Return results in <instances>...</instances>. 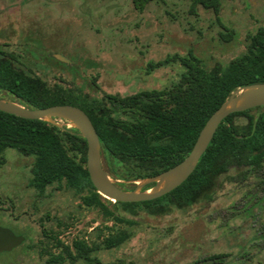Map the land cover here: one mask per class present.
Masks as SVG:
<instances>
[{
	"label": "rangeland",
	"instance_id": "374dc122",
	"mask_svg": "<svg viewBox=\"0 0 264 264\" xmlns=\"http://www.w3.org/2000/svg\"><path fill=\"white\" fill-rule=\"evenodd\" d=\"M193 1L150 0L140 11L133 0H0V50L13 52L18 67L48 85L73 87L88 99L167 88L182 64L148 70L149 61L191 50L206 68L225 66L245 51L246 34L264 26V0H220L217 15ZM228 30L232 36L225 41L221 34ZM0 97L12 98L4 91ZM2 156L0 226L22 239L0 250V264H210L215 254H224V264H264L262 173L242 179L246 167L232 166L218 178L210 201L158 215L125 213L134 220L128 225L84 205L64 182L38 192L29 184L32 155L8 147ZM117 227L131 236L93 251L98 262H49L62 250L54 237L65 245L81 236L100 242Z\"/></svg>",
	"mask_w": 264,
	"mask_h": 264
},
{
	"label": "trees",
	"instance_id": "16d2710c",
	"mask_svg": "<svg viewBox=\"0 0 264 264\" xmlns=\"http://www.w3.org/2000/svg\"><path fill=\"white\" fill-rule=\"evenodd\" d=\"M149 1L133 0V4L141 11ZM193 2L218 14L220 0ZM221 36L227 41L232 31ZM16 60L13 52L0 50V91L31 108L55 104L80 107L97 132L106 171L122 180L120 187L131 189L134 185L128 183L130 180L156 175L180 162L191 150L207 118L233 90L264 82V26L246 34L245 51L225 66L217 62L206 68L191 50L186 56L168 55L163 60L149 61L148 70L178 60L183 70L171 86L125 96L106 93L104 99H88L63 84L48 85L40 76L18 67ZM8 147L34 157L29 184L38 192L54 182H64L80 194L84 205L99 207L114 223L130 225L134 220L125 213L136 215L144 210L158 215L172 207L185 209L200 201H210L218 178L232 166L246 167L240 174L242 179L250 172L264 175V105L227 115L192 173L171 191L150 200L112 201L98 193L86 168V140L73 127L59 128L41 119L0 110V164L4 163L2 153ZM259 182V190L264 192V177ZM130 236L129 230L117 227L100 242L81 236L65 245L54 237L62 250L52 253L49 262L58 263L65 258L98 262L91 255L93 251L117 247ZM223 257L224 254H215L208 260L210 264H224Z\"/></svg>",
	"mask_w": 264,
	"mask_h": 264
},
{
	"label": "water",
	"instance_id": "95a60500",
	"mask_svg": "<svg viewBox=\"0 0 264 264\" xmlns=\"http://www.w3.org/2000/svg\"><path fill=\"white\" fill-rule=\"evenodd\" d=\"M264 105V82H254L237 87L211 113L200 129L189 153L172 167L149 177L130 180L131 189L118 185L122 180L113 178L102 163L101 147L97 132L88 115L78 106L55 104L43 108H31L14 98L0 97V110L28 119H41L59 128L66 125L77 129L86 140V168L89 178L98 193L112 201H143L164 195L180 185L194 170L200 156L211 141L219 123L230 113ZM149 187L144 186L151 184ZM22 239L6 227L0 226V250H8Z\"/></svg>",
	"mask_w": 264,
	"mask_h": 264
}]
</instances>
